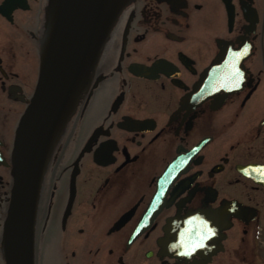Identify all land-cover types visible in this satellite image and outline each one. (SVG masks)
I'll return each instance as SVG.
<instances>
[{"label":"flooded vegetation","instance_id":"obj_1","mask_svg":"<svg viewBox=\"0 0 264 264\" xmlns=\"http://www.w3.org/2000/svg\"><path fill=\"white\" fill-rule=\"evenodd\" d=\"M47 22L48 0H0V264ZM32 264H264V0L124 1L44 169Z\"/></svg>","mask_w":264,"mask_h":264},{"label":"water","instance_id":"obj_2","mask_svg":"<svg viewBox=\"0 0 264 264\" xmlns=\"http://www.w3.org/2000/svg\"><path fill=\"white\" fill-rule=\"evenodd\" d=\"M124 1L48 0L37 82L11 152L7 264H32V230L44 169Z\"/></svg>","mask_w":264,"mask_h":264}]
</instances>
